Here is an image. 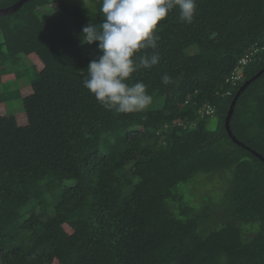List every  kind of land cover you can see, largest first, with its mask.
I'll return each instance as SVG.
<instances>
[{"label": "trees", "instance_id": "16d2710c", "mask_svg": "<svg viewBox=\"0 0 264 264\" xmlns=\"http://www.w3.org/2000/svg\"><path fill=\"white\" fill-rule=\"evenodd\" d=\"M55 1L0 16V108L20 98L26 120L0 111V264H264V161L251 153L264 159V72L229 122L249 150L224 126L264 68V0H197L190 25L170 13L160 63L129 81L153 102L131 114L83 87L100 53L82 30L103 22L102 0ZM13 74L30 95L3 84ZM217 172H230L221 197L191 189Z\"/></svg>", "mask_w": 264, "mask_h": 264}, {"label": "clouds", "instance_id": "9594fccd", "mask_svg": "<svg viewBox=\"0 0 264 264\" xmlns=\"http://www.w3.org/2000/svg\"><path fill=\"white\" fill-rule=\"evenodd\" d=\"M197 8V0H102L103 22L82 30V44H97L100 53L90 60L83 87L106 110L131 114L147 109L153 102L147 86L129 81L141 69L160 63L161 22L178 10L180 22L190 25ZM148 49L153 50L150 55L142 54ZM162 81L168 84L170 77L164 75Z\"/></svg>", "mask_w": 264, "mask_h": 264}, {"label": "rangeland", "instance_id": "374dc122", "mask_svg": "<svg viewBox=\"0 0 264 264\" xmlns=\"http://www.w3.org/2000/svg\"><path fill=\"white\" fill-rule=\"evenodd\" d=\"M59 3H63L69 7H72L74 5H77L78 3H88L90 0H56ZM53 2L52 7L58 8V3ZM92 1V0H91ZM26 65V68L28 70L31 69H40L41 64L37 60L36 57L34 56H28L24 62ZM35 64V65H34ZM3 84L9 85L11 87L17 88L19 91L21 98L28 96L32 93V88L31 85H27L29 83L28 78L25 75H22L21 77H15V75H8L2 79ZM26 83V84H25ZM5 85V86H6ZM13 89V88H12ZM0 111L3 113H6L8 111L9 114L14 115L16 119H19V122H24L25 123V114L22 112V102L19 98V101L12 103L11 105L5 106L2 105L0 108ZM228 173V172H227ZM227 173H213L210 175H200L196 176L194 179V182L190 185V187L193 185L194 188L191 187V189L196 193L199 190V182L203 181L205 182V187L210 192L211 194H216L218 197H221L222 189L227 186V178L224 177V174ZM230 174V172L228 173ZM211 182V184H209ZM196 185V186H195ZM66 230L71 233V230L66 227Z\"/></svg>", "mask_w": 264, "mask_h": 264}, {"label": "water", "instance_id": "95a60500", "mask_svg": "<svg viewBox=\"0 0 264 264\" xmlns=\"http://www.w3.org/2000/svg\"><path fill=\"white\" fill-rule=\"evenodd\" d=\"M29 0H19L18 2H16L15 4L9 6V7H6V8H0V16H6V15H10L11 13H14L16 12L25 2H27ZM264 72V68L258 72L254 77H252L251 79H249L248 81H246L242 86L241 88L237 91L236 95L234 96V99L232 100L230 106H229V109H228V112H227V115L225 117V122H224V126H225V129H226V132L228 134V136L232 139V141L241 146V147H244L245 149L249 150V148L245 147L243 144H241L240 142H238L236 140V138L232 135L231 131H230V128H229V122H230V119H231V116L233 114V111H234V107H235V104H236V101L237 99L239 98V96L241 95V93L243 92V90L246 88V86L248 84H250L252 81H254L257 77H259L262 73ZM251 151V150H250ZM252 154H254L256 157H258L259 159L263 160V157H261L259 154L255 153L254 151H251Z\"/></svg>", "mask_w": 264, "mask_h": 264}, {"label": "built area", "instance_id": "2783aa9c", "mask_svg": "<svg viewBox=\"0 0 264 264\" xmlns=\"http://www.w3.org/2000/svg\"><path fill=\"white\" fill-rule=\"evenodd\" d=\"M247 58H245V61H246ZM205 113L206 115H212L214 113L213 109L211 107H206L205 109Z\"/></svg>", "mask_w": 264, "mask_h": 264}]
</instances>
